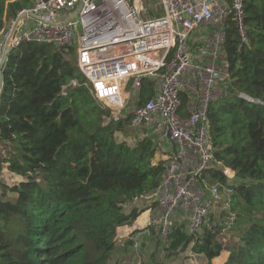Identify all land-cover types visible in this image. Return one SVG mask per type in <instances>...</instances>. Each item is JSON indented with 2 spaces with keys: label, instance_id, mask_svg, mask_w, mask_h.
Returning a JSON list of instances; mask_svg holds the SVG:
<instances>
[{
  "label": "trees",
  "instance_id": "16d2710c",
  "mask_svg": "<svg viewBox=\"0 0 264 264\" xmlns=\"http://www.w3.org/2000/svg\"><path fill=\"white\" fill-rule=\"evenodd\" d=\"M30 6V0H0V31L5 15L11 20ZM244 25L246 42L231 17L225 23L218 64L227 81L208 109L215 158L237 173L229 202L237 234L232 244L220 240L225 227L213 220L216 211L199 233L176 225L168 259L191 250L212 264L228 251L224 264H264V0H244ZM73 80L77 85L63 94ZM86 83L74 46L60 52L52 44H25L7 58L0 95L7 157L0 167L7 164L25 180L0 185V264H126L132 258L134 241L124 248L116 241L118 229L139 215L125 206L158 189L165 162H154L158 147L149 137L133 145L117 140L131 129L130 116L114 121ZM153 95L146 78L141 104ZM182 98L187 115L189 98ZM215 180L226 182L220 173ZM151 259L164 264L157 249Z\"/></svg>",
  "mask_w": 264,
  "mask_h": 264
},
{
  "label": "built area",
  "instance_id": "2783aa9c",
  "mask_svg": "<svg viewBox=\"0 0 264 264\" xmlns=\"http://www.w3.org/2000/svg\"><path fill=\"white\" fill-rule=\"evenodd\" d=\"M30 2L0 31V91L6 54L25 44H52L60 52L74 46L86 86L110 109L111 118L120 121L126 115L130 91L136 100L130 103L131 130L145 132L157 153L167 154L161 184L149 198L157 206L148 228L157 230L164 246L177 224L189 234L199 233L218 204L228 206L234 193L237 173L215 158L208 109L227 81V69L218 63L228 18L247 41L244 0H160L161 13L152 18L143 16L144 0ZM207 28L212 34L191 44V37ZM146 78L154 95L141 104ZM76 85L73 80L62 93ZM183 94L189 98L187 115ZM216 173L226 182H211ZM235 221L231 214L228 227Z\"/></svg>",
  "mask_w": 264,
  "mask_h": 264
},
{
  "label": "rangeland",
  "instance_id": "374dc122",
  "mask_svg": "<svg viewBox=\"0 0 264 264\" xmlns=\"http://www.w3.org/2000/svg\"><path fill=\"white\" fill-rule=\"evenodd\" d=\"M130 3H132V0H129ZM144 5H145V12L143 13V16H145L146 18H152L157 14L161 13V6H160V0H144ZM6 17V15H5ZM6 21H9L6 18ZM68 55V54H67ZM131 92L130 91H126L125 95L126 98L128 100H130V102L128 101V106L126 108V116H129V113H131V102L134 101L136 102V100L134 99V97H131ZM145 133V132H144ZM144 133H135L133 132L131 129H129L128 133H118L117 136V140L121 141L123 139L127 140L131 145H133L134 143H136L137 141H139V139L144 138V136L142 134ZM5 146L3 144L0 143V160L4 159L5 157H7V153L6 150L4 148ZM160 155H163V157H165L166 159V153L161 152L158 153ZM164 159V160H165ZM25 179L15 173H12L11 171H9L8 169V165L7 164H3L2 167H0V185L5 184L8 185L9 187H13L15 185H17L18 183L24 181ZM8 198H12V194H8ZM135 205L140 209L142 207V203L140 201L136 202ZM229 213V205L226 206L224 203L219 205L218 204V208L215 212V214L213 215V220L215 221V223H217L218 225H223L225 227V229L222 230V233L219 234V238L223 243L226 244H232L233 242V237L236 236L237 233L235 232H231L232 227H228L227 224V216L229 217L231 214L229 213L227 215V213ZM220 214H224L223 219L220 217ZM179 225V224H177ZM185 228V227H184ZM150 235H154L155 236V241H153L152 243V248L150 249H145L146 252H143L145 244L143 243V247L142 249H138V248H132V258L129 260V258H127L126 264H150L152 259H151V254L155 251V249H157V259L159 261H161L164 264H208L207 260L202 256H197L195 254H193L191 252V250H188L187 252L183 253L182 255L180 254L177 257H172L170 259H168V254L166 252V248L168 247V245H163L162 241L160 240V238L158 236H156L153 232V230L150 231ZM124 247L126 246L125 243L123 244ZM122 247V246H120ZM129 250V251H131ZM119 250L115 251L112 255L111 258V262H115L116 259H118L119 257ZM160 262V263H161Z\"/></svg>",
  "mask_w": 264,
  "mask_h": 264
},
{
  "label": "crops",
  "instance_id": "0c3cea01",
  "mask_svg": "<svg viewBox=\"0 0 264 264\" xmlns=\"http://www.w3.org/2000/svg\"><path fill=\"white\" fill-rule=\"evenodd\" d=\"M5 21H6V17L4 18V22ZM211 34H212V29L210 28L203 29L202 31L195 33L191 37L190 42L191 44L199 45L205 40V38H207ZM164 159L165 157H163V155L157 153L154 162L165 161ZM150 195L151 194H148L140 199L134 200L132 203L126 206L125 209L127 213H130L134 209H137L139 215L133 224L123 226L118 229L116 241L117 244L122 246V247L119 246V248H124L123 244L130 239L134 241L133 248H135L136 247L135 244H137V247H139V249H142L143 243L145 244L143 252H146L145 249L152 248V243L153 241H155V237L153 235H150L149 231H147L146 229L149 226L150 219L154 215V211L156 209L157 203H154L153 200L149 199ZM138 201H140L143 204L140 209L135 205V203ZM228 258H229V252L224 251L218 258H215L212 261V264H224L228 260Z\"/></svg>",
  "mask_w": 264,
  "mask_h": 264
},
{
  "label": "water",
  "instance_id": "95a60500",
  "mask_svg": "<svg viewBox=\"0 0 264 264\" xmlns=\"http://www.w3.org/2000/svg\"><path fill=\"white\" fill-rule=\"evenodd\" d=\"M7 56H8V54L5 55L4 62H6ZM0 95H1V91H0Z\"/></svg>",
  "mask_w": 264,
  "mask_h": 264
}]
</instances>
